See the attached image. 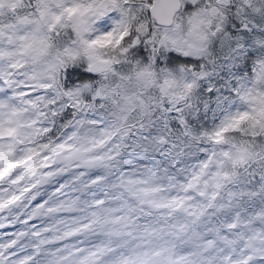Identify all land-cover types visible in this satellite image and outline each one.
I'll return each mask as SVG.
<instances>
[{
    "label": "clouds",
    "instance_id": "1",
    "mask_svg": "<svg viewBox=\"0 0 264 264\" xmlns=\"http://www.w3.org/2000/svg\"><path fill=\"white\" fill-rule=\"evenodd\" d=\"M161 2L20 0L15 9L7 4L0 9V49L13 53L0 57L3 118L15 108L23 120L38 121L35 127L51 128L53 140L75 132L78 145L93 148L87 156L104 157L82 169L84 181L101 177L83 193L72 183L81 170L74 166L79 161L57 162V168L68 170L41 191L46 195L68 182L62 199L70 201L76 189L80 203L62 213L68 223L48 220L53 231L44 237L54 239L76 217L92 211L135 217L132 235L122 238L126 244L106 235L112 225L97 224L49 245L52 249L110 242L117 250L101 258L108 264L134 250L167 246L173 258L200 264L202 256L205 264H221L227 249L220 236L236 239L233 231H264V218L246 222L264 209V0H168L171 12L163 20L154 11ZM77 7L88 11L69 14ZM37 27L45 50L25 51L20 37ZM142 71L148 73L147 82L138 78ZM127 97L135 103L126 106ZM105 136L111 138L97 144ZM48 142L44 135L32 145L17 144L15 154ZM174 198L184 201L175 211V205L154 206ZM98 199L105 201L99 208L84 203ZM229 223L237 228L229 230ZM153 230V236H142ZM208 240L215 246L205 250ZM221 248L225 252L217 251Z\"/></svg>",
    "mask_w": 264,
    "mask_h": 264
},
{
    "label": "snow or ice",
    "instance_id": "2",
    "mask_svg": "<svg viewBox=\"0 0 264 264\" xmlns=\"http://www.w3.org/2000/svg\"><path fill=\"white\" fill-rule=\"evenodd\" d=\"M19 3L20 0H0V9L5 4L11 9H15ZM68 11L69 14L79 13L80 16H84L88 9L81 10L77 7ZM154 11L162 20L166 19L171 12L170 3L168 0H162L159 7ZM2 15L3 13L0 12V16ZM43 15L42 12L41 16ZM17 19H21L25 23L28 22L27 17H17ZM55 19L59 20L60 17L57 16ZM35 23L38 25L39 21ZM39 31L40 29L37 27L30 36L20 37L21 40L26 41L22 46L25 51L35 49L38 52H43L45 50L44 39L37 36ZM2 35L3 26L2 21H0V36ZM111 38L112 34H109L107 39L111 40ZM94 43H98V41ZM11 55L13 53L0 49V57ZM138 78L147 82L148 73L142 71L138 73ZM20 95L24 96L26 94L20 93ZM26 103L35 107L33 101H26ZM53 103L55 101H48V104ZM134 103L133 98H125L126 106ZM2 107L3 103L0 102V108ZM41 115L46 114L41 113ZM51 115L56 116L57 112L53 110ZM38 123L36 120H23L19 110L15 108L10 111L7 120L3 118V113L0 112V230H2L0 231V264H101L103 256L117 250L116 247L109 246L110 242L88 246L85 241H81L80 243L85 244L84 247L71 245L55 249L48 246L87 233L97 224L101 226L112 225L108 228L106 235L113 240H121L122 243L126 244L127 241H123L122 238L132 235L130 225L134 223L135 217L102 215L101 211H92L72 220L61 235L56 236L54 239L51 237L45 238L44 234L53 231V225L48 224L47 221L52 220L57 225L68 223L63 219L62 213L71 210L80 203L79 194H75L76 189H73L74 195L70 201L62 199L61 194L71 187L68 182L55 185L46 195L41 191V188L49 184L55 176L68 170L67 167L57 168V162L63 161L67 165H72L73 161H79L74 166L81 170L72 178V183L78 184L79 193H83L89 187L96 185L101 177L84 181L83 178L87 175V172L82 169L100 164L104 157L87 156L86 154L92 152L93 148L78 145L75 142V132L63 141L53 140L52 129L35 127ZM79 123L83 125L84 121ZM64 127H67V125H64ZM24 128H31L32 131L24 133L22 131ZM44 135L49 137L48 143L38 147H25L20 155L15 154L17 144L32 145L35 143V138ZM110 138L105 136L103 139L98 140L97 144L103 145ZM191 186V184L188 185V187ZM217 186L219 187V185ZM143 194L147 197L150 194L149 190H143ZM213 199H215V196H213ZM84 203L90 208H99L105 201L98 199L93 204H88L87 201ZM183 204V199L177 202V199L174 198L169 200L167 204L156 203L154 206L169 208L175 205L173 209L175 211ZM6 211L7 215H5ZM106 211L112 213L118 211V209H107ZM261 218H264V209H261L258 214L248 217L246 222L252 223V221ZM38 220H43L45 223L37 224ZM237 220H240L239 216H237ZM13 226H18V230L15 232L9 231ZM227 228L235 230L237 223H229ZM154 234L155 230L142 233V236H153ZM233 235L237 238L219 237L227 249V252H225V248L217 250L218 252H225L221 257V264H254L256 260L264 261V231L260 229H249L248 232L233 231ZM214 246L215 241L208 240L205 243V250ZM189 255L198 256L200 254L191 252ZM155 257H159V261L155 260ZM186 262L187 264H197V261H189L184 256L173 258L171 249L165 246L157 250H134L129 255L117 256L108 264H186ZM200 264H205L202 256L200 257ZM206 264H211V261H207Z\"/></svg>",
    "mask_w": 264,
    "mask_h": 264
}]
</instances>
